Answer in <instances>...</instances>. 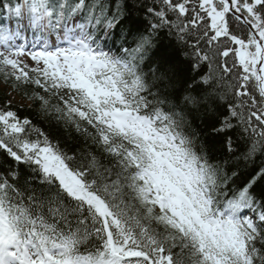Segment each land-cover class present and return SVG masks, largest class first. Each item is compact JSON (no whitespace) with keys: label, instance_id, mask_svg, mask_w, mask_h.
Listing matches in <instances>:
<instances>
[{"label":"snow or ice","instance_id":"6c2138e0","mask_svg":"<svg viewBox=\"0 0 264 264\" xmlns=\"http://www.w3.org/2000/svg\"><path fill=\"white\" fill-rule=\"evenodd\" d=\"M0 75L84 141L0 107V264H264V0H0Z\"/></svg>","mask_w":264,"mask_h":264},{"label":"trees","instance_id":"16d2710c","mask_svg":"<svg viewBox=\"0 0 264 264\" xmlns=\"http://www.w3.org/2000/svg\"><path fill=\"white\" fill-rule=\"evenodd\" d=\"M119 31V29H117ZM33 90L42 91L40 89H34L33 85L21 86L19 88H13L12 83H5L3 76L0 75V107L6 105L11 101V92L16 93L25 104L19 102H11V108L13 111H17L21 117L27 116L32 120L33 124L41 128L45 132L51 133L53 136H59L60 140L66 142L68 146L75 150L77 147H81L84 141L81 137L72 133V139H68V135L65 130L55 123L54 119L46 118L39 112L38 102H34L25 95V93L31 94ZM73 140L78 141V144H74ZM95 150V149H94ZM71 154V152L69 153Z\"/></svg>","mask_w":264,"mask_h":264},{"label":"rangeland","instance_id":"374dc122","mask_svg":"<svg viewBox=\"0 0 264 264\" xmlns=\"http://www.w3.org/2000/svg\"><path fill=\"white\" fill-rule=\"evenodd\" d=\"M29 63H31V62L29 61ZM12 96H13V98H12L13 101H17L18 100V98L16 97V95H13L12 94Z\"/></svg>","mask_w":264,"mask_h":264}]
</instances>
